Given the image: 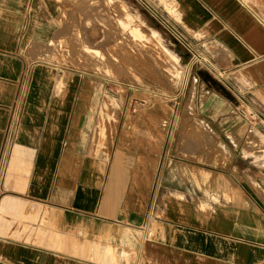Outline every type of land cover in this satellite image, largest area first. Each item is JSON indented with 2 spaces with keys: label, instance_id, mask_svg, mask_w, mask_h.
Masks as SVG:
<instances>
[{
  "label": "crops",
  "instance_id": "obj_1",
  "mask_svg": "<svg viewBox=\"0 0 264 264\" xmlns=\"http://www.w3.org/2000/svg\"><path fill=\"white\" fill-rule=\"evenodd\" d=\"M65 1L0 0V264H264V0H151L199 57L178 142L49 58Z\"/></svg>",
  "mask_w": 264,
  "mask_h": 264
},
{
  "label": "rangeland",
  "instance_id": "obj_2",
  "mask_svg": "<svg viewBox=\"0 0 264 264\" xmlns=\"http://www.w3.org/2000/svg\"><path fill=\"white\" fill-rule=\"evenodd\" d=\"M67 1L61 31L47 46L49 58L106 82L111 87L109 109L117 117L142 110L135 102L137 96L173 108L178 120L172 129L178 142L181 138L176 135L189 126L185 120L191 112L189 103L199 104L197 95L188 100L187 86L193 77L201 79L199 57H189L183 32L151 0H79L77 14L69 13L71 2ZM209 84L214 94L215 84ZM165 160L168 164L167 156Z\"/></svg>",
  "mask_w": 264,
  "mask_h": 264
},
{
  "label": "bare ground",
  "instance_id": "obj_3",
  "mask_svg": "<svg viewBox=\"0 0 264 264\" xmlns=\"http://www.w3.org/2000/svg\"><path fill=\"white\" fill-rule=\"evenodd\" d=\"M126 22H128V21H126ZM126 22L121 21V24H123V23L126 24ZM135 30L138 31L136 28H135ZM51 42H52V41H51ZM51 42H50V44H51ZM165 123H166V122H165Z\"/></svg>",
  "mask_w": 264,
  "mask_h": 264
}]
</instances>
